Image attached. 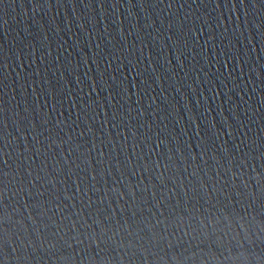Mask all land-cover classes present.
I'll list each match as a JSON object with an SVG mask.
<instances>
[{
  "label": "water",
  "instance_id": "obj_1",
  "mask_svg": "<svg viewBox=\"0 0 264 264\" xmlns=\"http://www.w3.org/2000/svg\"><path fill=\"white\" fill-rule=\"evenodd\" d=\"M0 264H264V0H0Z\"/></svg>",
  "mask_w": 264,
  "mask_h": 264
}]
</instances>
